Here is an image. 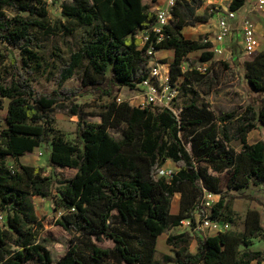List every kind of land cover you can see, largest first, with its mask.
<instances>
[{
	"label": "trees",
	"instance_id": "1",
	"mask_svg": "<svg viewBox=\"0 0 264 264\" xmlns=\"http://www.w3.org/2000/svg\"><path fill=\"white\" fill-rule=\"evenodd\" d=\"M157 0H61L65 22L50 26L46 0H0V44L16 49L21 66L11 61L0 74V108L7 100L5 127L0 129V264H262L264 252L247 250L251 242L244 234L217 233L196 237V252L184 246L190 235L168 236L166 243L179 248L174 257L154 260L158 237L204 217V192L219 195L209 218L222 221L227 202L219 174L225 173L227 191L264 183V141L248 143V135L264 127V51L243 62V75L256 94L258 109L248 106L215 118L206 105L188 103L178 117L168 110L140 109L116 103L113 87L134 89L150 74L154 53L172 52L169 79L187 86L201 82L204 73L197 63L213 59L207 37L186 39L182 30L205 17L195 16L192 7L206 0H176L167 26L159 35L151 32L156 22ZM245 0H232L230 10L239 11ZM85 30L76 49L67 57L57 55L56 89L39 92L33 77L40 63L39 39L54 33ZM88 29V30H86ZM148 35L142 41L141 33ZM150 49L154 53H149ZM199 52V60L188 56ZM6 56H0V67ZM189 62L183 69V62ZM1 69V68H0ZM5 71V70H4ZM82 71L79 86L65 83ZM110 74V76H108ZM180 89V88H179ZM88 92L112 97L99 114L100 123H90L78 96ZM56 107L77 119V143L63 141L53 129L50 116ZM117 133L119 137L113 134ZM240 144L236 151L229 146ZM189 145V150L187 149ZM41 146L50 147L45 169L22 164L19 159ZM13 160L11 168L6 159ZM177 170L160 177L164 162ZM56 170H70L65 177ZM178 195V211L172 200ZM51 200L61 212L56 225L70 235L66 253L53 262L39 241L42 224L31 197ZM247 234L257 238L264 229L260 214H246ZM110 241L101 248L96 243ZM245 248L240 252L239 248Z\"/></svg>",
	"mask_w": 264,
	"mask_h": 264
},
{
	"label": "rangeland",
	"instance_id": "2",
	"mask_svg": "<svg viewBox=\"0 0 264 264\" xmlns=\"http://www.w3.org/2000/svg\"><path fill=\"white\" fill-rule=\"evenodd\" d=\"M48 3V21L49 25L55 26L59 21L64 23L65 19L61 16L60 2L61 0H46ZM191 1V0H184ZM208 1V2H207ZM253 3L254 0H249ZM225 3L220 1L216 4L214 0H206L199 7H192V12L195 16L205 17L206 21L201 23H195L184 29L183 36L186 39L198 40L201 37H207L208 40L213 41L214 32L216 26V20L213 17L214 10L216 8L224 6ZM246 6L242 7L238 12V15H242ZM240 17V16H239ZM248 18L257 26V18ZM240 20V18H239ZM84 28H77L73 33L65 35L62 33H54L51 35L41 36L39 44L41 49L39 51L40 63L36 67L35 75L33 77V87L39 92H51L56 89L54 76L59 66L57 55L67 57L68 53L76 49L79 43V37L84 31ZM88 30V29H86ZM259 34L262 39L261 50L264 49V27L259 29ZM240 25H236L233 28L232 36L225 43V52L221 56H213V59L206 63H197V66L201 67V73H204V79L201 82L190 81L187 86L181 85L179 81L180 89L179 95L175 101L174 107L176 111H179L183 105L188 103H196L197 105H206L207 108L213 113L215 118L233 112L245 109L248 106H253L258 109V100L255 93H253L246 83L243 75V62L250 57L244 56L241 50L240 44ZM141 36V35H140ZM162 51H158L160 55ZM156 54V53H155ZM154 54L153 60H161L167 62L169 56L164 54L160 59ZM0 56H6L2 66L0 67V74L4 76L7 74L6 69L10 62L15 61L17 66H21L22 57L19 52L7 45L0 44ZM200 53L196 52L188 56V60L198 61ZM185 59L183 62V69H186L188 61ZM205 69V70H204ZM5 70V71H4ZM82 71L65 83L67 88H76L79 86L78 78ZM110 76V74H108ZM113 95L121 96L122 99L127 100L129 92L126 88L115 85L113 87ZM113 100L112 97L103 96L100 94H94L88 92L78 96L75 103L80 105L82 110L87 114L86 120L90 123H100L99 114L104 110ZM7 100H2V107L0 108V129L5 127V115H6ZM50 116L53 119V129L55 133L65 142L70 144L77 143V119L74 116H70L64 108L56 107ZM115 137H119L117 133L113 134ZM264 141V127L258 128L252 131L248 135V142L254 143L256 141ZM229 146L236 151L240 150V144L232 141ZM189 150V145L186 146ZM49 146H41L36 148L32 153L26 154L19 159L24 165H30L33 167H41L45 169V174H51L50 168H48L47 161L49 157ZM7 166L11 168L13 160L6 159ZM165 171L173 173L175 172L174 164L171 160L164 162L162 167ZM57 173L70 177L72 171L70 170H56ZM221 180V190L225 195L227 202V214L223 220V231L230 233L244 234L247 239L250 240L251 246L247 250L264 252V233L257 238H251L247 234V222L246 214L249 210H256L260 214L261 226L264 229V183L251 184L248 188L241 190L227 191L225 187L226 177L225 173L218 175ZM220 196L214 198V203L219 200ZM179 197L175 196L172 200V213H177ZM31 202L34 206L35 213L42 224V230L39 232V241L49 250L53 262L60 259L67 251L70 245V235L64 231L61 227L56 225V218L58 214L53 209L51 200L42 199L40 197H31ZM196 219H199V215L196 214ZM0 224H3L0 223ZM189 226H179L171 230L166 231L159 237L160 243L157 246V252L154 260L160 263L162 257L169 255L174 257L175 252L179 248L170 247L166 243L168 236L177 235L183 232H188L190 235L189 242L184 248L189 252L195 251L196 237L204 238V234H196L189 231ZM206 236L209 234L206 233ZM98 247L110 248L113 243L110 241H103L96 243ZM240 252L245 248L240 247ZM29 264H34L33 262ZM105 264H115L112 261H106ZM252 264H256L253 262ZM264 264V261L262 262Z\"/></svg>",
	"mask_w": 264,
	"mask_h": 264
},
{
	"label": "built area",
	"instance_id": "3",
	"mask_svg": "<svg viewBox=\"0 0 264 264\" xmlns=\"http://www.w3.org/2000/svg\"><path fill=\"white\" fill-rule=\"evenodd\" d=\"M225 3L224 6L216 8L214 10L213 17L215 18L216 26L214 32V39L210 41L212 43L213 56H221L225 52V43L229 40L233 33V28L236 25H240V44L241 50L244 56L250 57L255 53L260 52V42L256 33V28L254 23L248 19L244 18L242 21L239 20L238 11L230 10V4L232 0H221ZM176 0H163L162 3L155 8L156 22L152 27L151 32L159 35V39L162 38L161 32L165 26H167L168 21L171 16V9L175 5ZM253 8L256 12L264 13V0H254L252 3ZM141 38L143 42L148 40V35L145 32L141 33ZM149 53H154L153 49H150ZM155 54V53H154ZM150 74L142 82L137 84L134 89H128L129 97L127 100L122 99L121 96H115L116 103H127L128 105L140 109H159L168 110L178 117L179 111L175 110L174 104L179 95V83L170 84L169 70L170 64L162 63L159 61L152 60L150 62ZM197 71L201 72V67L197 66ZM205 70V69H204ZM171 173L165 171L161 168L159 172L160 177L168 178ZM219 195L212 194L210 192H204V202L203 208L206 211L204 217H199L196 219L195 224L192 226L190 220H184L181 222L183 226H189V231L196 234L206 233L212 236L217 233L227 232L223 231L222 226L224 225L222 221H216L209 218V214L213 207L214 198ZM58 217L61 212H58ZM4 221L3 216L0 214V223Z\"/></svg>",
	"mask_w": 264,
	"mask_h": 264
},
{
	"label": "crops",
	"instance_id": "4",
	"mask_svg": "<svg viewBox=\"0 0 264 264\" xmlns=\"http://www.w3.org/2000/svg\"><path fill=\"white\" fill-rule=\"evenodd\" d=\"M162 1L163 0H157L156 1V3H155V8L156 7H158L161 3H162ZM220 1L221 0H214V2L216 3V4H218V3H220ZM206 2V1H205ZM204 2V3H205ZM208 2V1H207ZM244 6H246V9H245V11L243 12V14L242 15H239L240 17V21H242V19H244V18H248V16L249 17H256L257 18V22L256 23H258L257 24V26L255 25V28H256V33H257V36H258V39H259V42H260V52H263L264 51V49H262L261 50V47H262V39H261V37H260V34H259V29H261L262 27H264V13H259V12H256L255 10H254V8H253V5H252V3L251 2H249V0H245V5ZM243 6V7H244ZM238 14H239V12H238ZM249 19V18H248ZM189 27V26H188ZM186 28V27H185ZM184 28V29H185ZM184 29L182 30V34L184 33ZM262 35H264V34H262ZM164 54H166V55H168L169 56V59L170 60H168L167 62H163V61H161V60H156V61H159V62H162V63H166V64H171V62H172V52L171 51H169V50H162V52H161V54L160 55H158L157 54V52H156V54H155V56L156 57H158L159 59L162 57V56H164ZM258 128H263V126H258ZM257 128V129H258ZM256 129V130H257ZM247 141H248V138H247ZM249 143V142H248ZM32 153V152H31ZM29 154V153H28ZM174 169H175V171L177 170V168L175 167V165H174ZM176 196H178V195H176ZM179 197V196H178ZM178 211V210H177ZM175 214V213H174ZM161 237V236H160ZM160 241V239H159V237H158V239H157V242H156V247H155V250H156V252H157V246H158V244L160 243L159 242ZM196 247H197V245H196ZM196 247H195V251H193V252H191V254H194L195 252H196ZM156 254V253H155ZM253 263V262H252ZM251 263V264H252ZM256 263V262H255ZM257 264V263H256Z\"/></svg>",
	"mask_w": 264,
	"mask_h": 264
}]
</instances>
